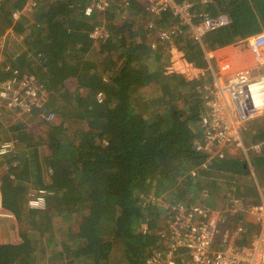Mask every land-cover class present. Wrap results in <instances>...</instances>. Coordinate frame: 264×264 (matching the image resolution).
<instances>
[{
    "label": "trees",
    "instance_id": "trees-1",
    "mask_svg": "<svg viewBox=\"0 0 264 264\" xmlns=\"http://www.w3.org/2000/svg\"><path fill=\"white\" fill-rule=\"evenodd\" d=\"M22 2L0 0L5 29L29 31L27 39H23L24 50L12 64L20 74L33 75L48 99H54L55 94L66 98L62 112L55 113L48 103L34 109L32 119H38L42 112L56 116L45 139L32 141L28 130L18 135L17 147L31 152L34 190L49 193L44 211L35 214L30 229L40 236L42 226L47 227L55 219L74 227L71 238L76 239L77 255L97 264L104 259L109 264H143L155 246V232L163 227L164 201L174 195L183 199L182 186L189 191L197 185L198 190L210 185L213 196L221 186L209 179V170H198L194 177L189 173L205 157L193 145L202 112L201 92L195 91L200 83H179L194 89L182 100L188 105V115L182 117L174 106L159 100L145 114L142 108L147 104L143 100L146 94L141 90L165 87L162 53L168 50L152 51L147 45L145 26L151 18L142 4L131 0V6L126 7L123 1L112 0L104 12L93 7L92 13L86 15L84 9L89 1L43 0L37 12L20 15L15 24L11 13ZM191 2L199 12L225 13L230 23L208 34L201 44L178 42L176 49L183 56L202 53V46L207 50L221 48L264 31V0ZM168 20L166 16L153 21L160 26ZM96 27L109 33L104 42L97 44L91 37ZM2 31L3 26L0 34ZM28 53L34 59H28ZM8 76L0 72V79ZM178 78L174 75L170 82ZM67 83L73 84L74 90ZM98 93L102 95L101 102L95 99ZM13 130H20V126ZM247 138L252 145L258 144L259 155L263 154L257 166L259 176L248 152L253 173L258 180L264 179V128L251 129ZM23 163L27 162L15 153L0 157L3 206L18 220L30 215L26 210L30 187L11 177L17 176ZM236 169L241 174L249 173L241 163L236 164ZM153 198L159 201L153 203ZM210 206L215 207L213 203ZM142 225H146L145 233ZM26 235L21 239L27 240ZM0 264L32 263L28 256L17 253L16 246L1 244Z\"/></svg>",
    "mask_w": 264,
    "mask_h": 264
},
{
    "label": "built area",
    "instance_id": "built-area-1",
    "mask_svg": "<svg viewBox=\"0 0 264 264\" xmlns=\"http://www.w3.org/2000/svg\"><path fill=\"white\" fill-rule=\"evenodd\" d=\"M40 1L23 0L21 7L11 13L13 20L17 21L20 15L33 12ZM88 1L90 5L84 9L86 15L92 13L93 7L99 12H104L112 2ZM121 1L126 7L131 6V0ZM142 8L151 18L146 22L145 41L153 51L166 48L168 52H178V42L187 40L201 44L208 34L230 23L225 13L210 15L205 11H196L191 0H143ZM166 16L170 21L160 26L153 21L165 19ZM108 34L103 27H96L91 37L97 44L104 42ZM238 45L252 58V66H240L237 62L241 60L235 59H240L243 55L233 56L231 50L216 57L213 54L215 50H207L202 46L207 71V74L203 75L208 82L200 83L202 112L199 116V132L193 140V145L195 150L205 157L190 171L192 177L196 176L198 170L211 169L217 160L224 161L230 156H236L238 152L245 155L247 148L244 135L247 125L264 117V31L242 39ZM2 47L3 42L0 40V55ZM237 50L239 52L240 49ZM37 56L40 57V54ZM27 58L34 59L30 53ZM4 69L9 76L0 79V122L13 123L21 117L31 118L34 109H39L46 103V91L33 75L20 74L12 62L7 63ZM259 70H262V73L254 74ZM95 99L101 102L102 95L98 93ZM42 119L53 125L55 115L42 114ZM17 143L15 136L1 140L0 157L13 154ZM258 147L251 145L250 149L255 150ZM47 194L49 193L45 189L30 190L27 202L30 210H44ZM157 201L159 200L152 199L153 203ZM164 207V228L155 232V246L143 264H264L262 196L258 203L250 201L241 206L225 205L219 210L182 202H169ZM238 214L256 226L257 234L246 244L235 246V239L240 238L239 235L243 232V228L238 226L234 233L229 230L222 232L221 242L225 245L216 246L220 226L226 223L228 217ZM0 217L13 218L12 213L3 210L1 184ZM142 227L145 233L146 225Z\"/></svg>",
    "mask_w": 264,
    "mask_h": 264
},
{
    "label": "rangeland",
    "instance_id": "rangeland-1",
    "mask_svg": "<svg viewBox=\"0 0 264 264\" xmlns=\"http://www.w3.org/2000/svg\"><path fill=\"white\" fill-rule=\"evenodd\" d=\"M42 1L43 0L40 1L38 6H41ZM86 1L88 2V0ZM137 2L139 3V5H141L143 3V0H137ZM19 6H20V3H19ZM36 9L33 12L26 13V14L32 16L33 13L38 11ZM18 21L19 19L17 21H13V23L16 24V22ZM4 25H5L4 19L1 17L0 18V30H1V26H3V31L0 34V40L3 42V47L1 49V55H0V64H1L0 72L2 74L3 72L6 73L4 66H6L7 63H10V62L14 63L16 56L21 54V52L24 49L23 39H25V37L27 39L29 35L28 30H23L22 32L18 33L14 31V29L12 30L7 29V28L5 29ZM9 33H11V35ZM7 34H9V37L7 36ZM164 53H167V54H164ZM203 55L204 54L202 53H197V54H194L193 56H183V54L180 52H174V51L163 52L162 53V62H163L162 70H163L164 76H166L167 82L165 83V87L161 88L160 90L159 88L157 90H154L153 88L150 89L146 87H145L146 89L144 88L141 90V92L144 90V94H146V97L143 100L147 101L146 106L142 108V112H145V114L146 112H149L154 107V103L159 100L160 102L161 101L166 102L169 106H174L177 111V114H183L182 117L188 115V112H189L187 109L188 105H185L182 100H183L184 95L192 94L194 92V89L192 88L190 89L188 85L184 86L182 84L180 85L179 83L181 82V80H187L188 83H193V84L195 83L204 84L208 82V80L204 79L205 76L203 75V74L205 75L207 74L206 73L207 72L206 63H205ZM260 73H262V70H259L258 72H254V74L256 75ZM174 75H177L180 78H178L175 82H170V78H173ZM67 87L70 90H74L73 84L67 83ZM200 87H201L200 85L197 86L195 91L198 92ZM170 90H172V97L170 96ZM54 96H55L54 99H52V97L48 99V96H47V100L44 105H47V103L51 104L52 105L51 107L52 109H54L55 113L62 112L64 109L63 107L66 104V98L60 95L58 96L56 94ZM199 96L201 98V94ZM201 103H202V100H201ZM42 114L44 115L45 113L42 112ZM42 114L38 119H32V117L31 118L21 117L19 120L14 121L13 123L4 122L3 124V122H0V138L3 137V139H6L9 136H15L18 139V135L21 132H23V130H28L30 132L32 141L37 142L39 140V137L45 139L47 132H48V127L50 126V124H48L45 120L42 119ZM54 122H55V119L53 121V125H54ZM14 126H20V130H13ZM196 126H197V123H196ZM197 127H198L197 131L199 132V126ZM258 128H264V117H261L259 119H255L249 122V124L247 125V131L245 132V135H244V140L246 141V144L252 145V143L247 138V135L249 136V132L251 129L255 130ZM3 139H0V140H3ZM22 144H26V143L23 142ZM259 151H260V148L258 147V149H255L249 152V155L253 163L252 167L254 168L253 169L254 172L257 175L262 176L258 172V167H257L260 161L259 157L263 156V154L259 155ZM15 154L19 155V158L22 162L25 160V162H27L28 164L27 163L26 164L23 163V164L28 165V166H23V164L19 165L18 169L20 171L17 170V172L21 173V177H19L18 176L19 173H17V176L14 174L13 179L15 178L21 179L22 181L28 184V186L30 187V190L34 189L35 185L33 181L35 180L30 171V167L32 166L31 164L33 161L29 163V160L31 159L30 157L31 152L27 148L22 147V148H17V150L15 151ZM231 159L234 160L235 162H232L230 164L229 162L224 161L223 163L217 164L216 166L212 167L214 168V170L209 169L210 171L208 175L209 179L216 181L217 183L222 182L221 187L225 188V191L224 190L223 191L227 193L226 190H228V192L230 190V194H229L230 197H234L239 200L243 198L254 197L257 194V185L254 181L255 174L252 173V169H250L251 166L247 163L248 168H249V171H248L249 173L243 175L245 176L243 177L241 173L239 172V175L236 176L235 181H234L232 179H229V176L235 175V172H234L235 170L233 169L234 165L237 163H240L241 160L246 161V158L242 156L241 152H238V154H236V156L232 157ZM4 170H8V169L4 168ZM1 171H3V165L0 166V173ZM224 175L226 177H224ZM242 179H245V180H242ZM230 181L235 182L234 186L228 185ZM259 184L261 186H264V179H261L259 177ZM177 185L181 186V183L179 182ZM198 188H199V185H197L194 192H197ZM200 188H204V187L200 186ZM263 188L264 187H262V189ZM192 190L193 189H189V191H186V188H184L183 186L181 187V192H183V195L188 200L187 204L201 205L204 208L212 204L214 200L213 195L209 196V198L202 197L201 195H198L197 193L193 194ZM230 197L228 198L230 199ZM168 201H171V200H168ZM166 204L167 203L164 201V205ZM162 225L164 224L162 223Z\"/></svg>",
    "mask_w": 264,
    "mask_h": 264
},
{
    "label": "crops",
    "instance_id": "crops-1",
    "mask_svg": "<svg viewBox=\"0 0 264 264\" xmlns=\"http://www.w3.org/2000/svg\"><path fill=\"white\" fill-rule=\"evenodd\" d=\"M204 4H205V2H204ZM194 6H195V4H194ZM204 11L207 13L206 10H204ZM240 41L241 40H238L234 43L223 46L221 48L212 49V50H215V51H213V54L216 57H218V56H221L222 54H224L225 51L231 50L230 53L233 56L240 57L241 55H243V57H240V59H235V60H241L240 61L241 63L237 62L238 64H240V66H252L254 64L252 61V58L250 57V55L247 53L246 50L241 49L240 46L238 45ZM237 48L240 49L239 52H238ZM0 139H3V137H1ZM244 144H245V147L247 148V151L245 154L246 155V161L241 160L240 163L243 164L244 170H246V168H248L247 163L249 164V161H250L248 152H251L253 150L250 149L251 145L246 144V142H244ZM255 145H258V144H255ZM17 146L18 145H16V147H15V151L18 148ZM15 151H14V153H15ZM13 154H11L7 157L12 156ZM245 155L242 153V156L245 157ZM232 157H235V156H230L227 159H225L224 161L235 162L234 160L231 159ZM38 158H39V156H38ZM224 161L216 162L214 164V166H216L217 164H221ZM197 166H195V167H197ZM234 166L235 167L233 169L235 170L234 171L235 175L229 176V179H232L235 181V178L237 175H239V173L237 172L238 170L236 169V164ZM195 167L190 169L189 173ZM211 169L214 170V168H211ZM250 169H252V167ZM39 172H41V170H39ZM252 172H253V170H252ZM241 175L243 176L245 174H241ZM18 176L21 177V173H19ZM224 177H226V176L224 175ZM243 177H245V176H243ZM242 180H245V179H242ZM254 181L257 185V194L254 197L243 198L244 200L243 199L239 200L237 198L230 197V195H229L230 190H229V192H228V190H226L227 193H225L224 192L225 188H222L220 186V189L216 190L217 196L214 195V200L212 202L215 207L208 206V208L219 210V209H222V207L225 205L241 206V205H244L250 201L258 203L261 200V196L264 198V188L262 189V187H264V186H261L259 184V180L257 179L256 175L254 177ZM219 183L221 185L222 182H219ZM234 184H235V182H231V181L228 183V185H231V186H234ZM211 191H212V189H211L210 185H206L204 188H200L197 192H194V190H192L193 194L197 193L198 195H201L202 197H207V198H209V196H211ZM262 191H263V193H262ZM182 194H183V192H182ZM228 197H230V199ZM27 198H29V194H28ZM170 200H171V202L188 203V200H187V198H185L184 195H183V199H179L176 195H174V198H172V199L170 198ZM165 202H168V200ZM45 207H46V205H45ZM3 210L6 212H10L7 209H5L4 206H3ZM26 210L30 213L28 219L21 218L20 220H18L17 218H15L14 215H13V218H1L0 217V245L1 244H10V245L16 246L17 253L20 256H22V255L28 256V261H30L32 264H70L71 262H73V264H97L94 262L93 259H89L86 256H82V255L80 256V255L76 254V245L74 243V241L76 239L71 238L72 234L74 233V230H73L74 227L72 225H69V226H68V224L64 225L61 222L55 221V219H54L52 221V223L50 225H48L47 227L42 226V230H44V231L41 233L40 236H38L36 230H34V229L31 230L30 228L34 225L35 214L42 212L44 210L32 211L28 207L27 203H26ZM163 210H165V207ZM242 217L243 216L241 214H238L237 216L227 218L226 223L222 224L220 226V230H219L218 235H217V240H216L217 245L216 246L224 247L225 244H222V242H221V240L223 238L224 231L229 230L231 233H234L235 228L238 226H241L243 228V232L239 235L240 238L235 239V242H234L235 246H240L242 244H246L248 241L251 240V238L254 235L257 234L258 231H257L256 226L253 225L252 223L248 222L244 217L243 218ZM24 234H27L26 235V237L28 238L27 240L21 239V235L23 236ZM99 264H109V261L107 259H104V260L100 261Z\"/></svg>",
    "mask_w": 264,
    "mask_h": 264
}]
</instances>
